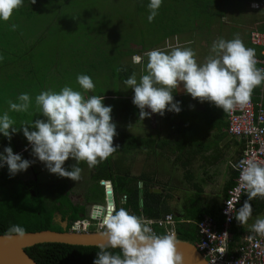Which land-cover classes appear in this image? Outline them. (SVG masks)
I'll use <instances>...</instances> for the list:
<instances>
[{
	"label": "trees",
	"instance_id": "16d2710c",
	"mask_svg": "<svg viewBox=\"0 0 264 264\" xmlns=\"http://www.w3.org/2000/svg\"><path fill=\"white\" fill-rule=\"evenodd\" d=\"M104 2L107 0H36L32 4L31 0H23V6L14 11L9 21L0 20V84H4L0 86L2 94H7L10 100H16L18 93L31 92L38 95L52 88L59 92L65 85L82 91L77 83L78 74L89 75L93 80L96 76L93 70L100 72L104 64H115L110 74L117 82L114 90L106 92L100 89L98 95H103L104 100H117L128 91H133L131 88L126 89L123 81L133 72L139 80L141 69L147 63V57H144L140 66L131 61L126 62L125 59L130 60L132 56H143L149 50L162 48L173 36H179L178 40L182 45L192 41L186 46L196 52L198 63H202L209 55L213 41L217 38L232 39L235 35H239L246 47L254 49L256 56L260 55L259 47L251 43L250 35L253 30L264 32V0H162L158 15L152 22L147 19L150 0H126L127 12L135 9L131 12L133 16L126 11L122 15L121 7L109 9L111 6L108 5L106 8ZM255 2L261 10L251 9L254 19L249 16L232 17L239 25L225 21L229 14L241 16L244 3L249 6ZM13 23L18 25L15 31L10 30ZM34 50L38 52L35 55L32 52ZM12 64L17 65L18 69L21 64L27 65L25 73L28 76L21 78V69V73L16 71L6 74L4 71ZM29 82L35 89L34 92L20 90L26 88ZM84 95L87 98V95L91 96L93 93L90 91ZM178 95L177 88L173 96ZM126 100L130 101L129 98ZM180 102L186 103V100ZM0 103L5 104L4 101ZM123 109H127V106H123ZM136 109L139 112L137 106ZM183 112L185 115H182V120L188 121V117L193 114L196 116L195 113L192 114L195 111ZM206 112L208 117L212 111ZM120 113L125 118L133 117L123 111ZM116 115L112 117L113 120ZM185 130L188 133L190 129ZM116 131L113 143L114 146L119 145V149L126 142L131 144L137 139L124 131ZM25 147H20L16 152H21ZM113 165L110 156L91 168L93 172L90 178L99 186L102 180L114 179L115 193L127 196L122 207L129 213L140 217L143 213L148 219L164 218L167 212L162 214V209H159L160 194L151 193L147 188L143 197L144 204L140 207L138 181L145 182L147 179L133 176L129 172L115 177ZM79 167L82 169L83 166L79 164ZM235 174L237 175L236 170ZM146 185L148 184L145 182L144 187ZM36 186L10 176L0 167V234L16 233L11 230L14 226L23 228L24 232L47 229L62 231L57 222H54L55 212L61 213L63 220L68 219V230L85 218L86 208L84 205L73 204L66 183L51 185L47 191L39 190ZM205 211L201 208L196 212V222L206 216ZM210 216L217 221L213 214ZM222 218L224 219L223 216ZM235 221L236 219L231 229L234 232L231 249L242 241L240 235H236L238 230ZM195 225L181 224L177 229L178 236L196 242L199 239V228ZM151 227L157 234L165 235L164 229L157 223ZM26 251L38 264H93L99 247L42 243L27 248Z\"/></svg>",
	"mask_w": 264,
	"mask_h": 264
},
{
	"label": "clouds",
	"instance_id": "9594fccd",
	"mask_svg": "<svg viewBox=\"0 0 264 264\" xmlns=\"http://www.w3.org/2000/svg\"><path fill=\"white\" fill-rule=\"evenodd\" d=\"M31 3L35 4L36 0H31ZM161 5L162 0H150L147 5L149 22L158 15ZM22 6L23 0H0V20L9 21L14 11ZM17 27L13 23L10 30L15 31ZM191 43H167L164 48L133 56L136 64H142L147 57L139 80L133 72L123 81L126 89L134 91L132 102L139 109V120L143 121L153 113L161 116L166 111L179 113L180 102L173 96L177 88H182L193 99L212 102L223 112H231L237 107L244 108L252 100L253 90L264 84V68L257 67L255 50L246 47L239 35L213 41L209 55L202 63H198L193 48L186 46ZM77 83L82 91L65 85L59 92L46 90L36 95L35 105L43 119L20 126L31 145L32 154L45 164L47 170L75 182L81 179V162L93 168L119 148L113 143L117 131L111 116L112 107L104 105L103 95L85 97L84 93L95 89L89 75L78 74ZM8 105L9 111L28 112L32 99L28 93H21L15 101L9 100ZM14 123L9 112L0 115V133L9 141L18 130ZM30 127L35 130H30ZM69 158L76 161L71 170L64 167ZM32 163L34 161L14 153L10 146L0 153V167L6 164L10 176L26 171ZM239 169L247 199L238 210L235 209L234 214L243 226L252 215L250 201L257 197L264 199V163L244 159L239 162ZM103 226L105 242L98 246L93 264H185L172 235L157 234L150 221L129 213L123 207L117 210L110 205L103 216ZM74 227L79 229L80 223ZM11 230L21 236L24 234V229L19 226ZM251 230L264 235V217H258ZM114 249L119 251H111Z\"/></svg>",
	"mask_w": 264,
	"mask_h": 264
},
{
	"label": "crops",
	"instance_id": "0c3cea01",
	"mask_svg": "<svg viewBox=\"0 0 264 264\" xmlns=\"http://www.w3.org/2000/svg\"><path fill=\"white\" fill-rule=\"evenodd\" d=\"M178 39L179 36H173L171 40L167 41L169 43H177L180 42ZM181 95L186 100V103L180 104L181 111L179 113L166 111L163 116L160 115L159 126H157L158 123L155 124L158 121L153 120V116L148 118V120L145 117L142 121L139 120L138 115L137 120L139 121H128L130 126H128L127 130L116 128V130L124 131L137 137V139L131 144L126 142L123 148H118L111 156L114 162L112 171L115 177L129 172L133 176L147 179V181L145 180L148 184L146 187H144V181H138L141 208L144 204L143 197L144 193H146V188L151 193L160 194L159 209H162V214L167 212V214L174 215L177 235V229L181 224L198 225L199 221L196 222L195 216L196 212L201 208L206 210V216L213 214L217 218L218 225L222 227L224 219L221 216L220 209L227 196L228 188L235 182V166L240 161L243 147L246 145L244 139L230 136L228 132V112H223L222 109L216 107L212 102H200L198 99H193L190 94L184 91H181ZM179 99L181 100L182 98L180 97ZM251 99L256 102H262L264 106V84L253 90ZM207 108L220 111L219 116L221 117L218 120L220 126H213L214 123L208 120V117L205 121L194 122L181 119L182 115H185L184 110L200 113L206 111ZM176 114H180L179 118H177ZM163 118L166 120H163ZM211 127L217 128V132L212 135L218 138L213 148L210 144L201 142L199 137L201 134L202 138L207 135L210 138ZM186 128L190 129L188 133L185 130ZM221 142L226 145V148L234 149L231 151L234 155L227 156L220 150L218 145ZM126 145L127 147H125ZM70 164L73 165L75 163ZM70 164L65 167L70 166ZM110 181L114 187V179ZM68 191L70 199L74 203L84 205L81 200H76V197L71 198V189H68ZM118 194L115 193L118 205L117 210L125 203L126 196L121 195L120 192ZM246 199L247 194L238 209ZM88 201L91 204V196ZM250 203L252 205V215L248 222L242 226L237 220L235 221V227L238 230L236 235H240V241L245 236L254 234L255 232L251 230L252 224L258 217H264V199L257 197L251 200ZM84 207L86 208V205ZM94 208L96 207L94 206ZM141 216L147 221L150 220V222L156 220L148 219L143 213H141ZM219 222H222V224L220 225ZM163 229L165 235H167L168 228ZM231 233L233 236L234 232L231 231ZM199 239L196 242H191L196 244Z\"/></svg>",
	"mask_w": 264,
	"mask_h": 264
},
{
	"label": "rangeland",
	"instance_id": "374dc122",
	"mask_svg": "<svg viewBox=\"0 0 264 264\" xmlns=\"http://www.w3.org/2000/svg\"><path fill=\"white\" fill-rule=\"evenodd\" d=\"M125 1L126 0H107V2H104V4H105L106 8H107L108 5L111 6L109 9H112L114 7H121L122 9L120 8V11H121L122 15H123L124 11H126V13H129L130 16H133L131 12H134L135 9L133 8V9L130 10L129 7H128L129 10L127 12L126 9H127L128 5H125L126 4ZM180 5H181V2H180ZM253 5H255V6H253ZM178 6H179V3H178ZM260 8L261 7L258 6V4L256 2L253 3L252 5H249V6H247V3H244V8L241 10V14H242L241 16H238L237 14H234V15L229 14L225 18V21L229 22L231 24L239 25V23L235 22V20H233L232 17L240 18V17H243V16H249L250 18L254 19L255 17L253 15V11L251 9L261 10ZM259 14H262V12L259 13ZM106 20L108 21V19H106ZM127 26L128 25H126V27ZM214 27H216V26H214ZM212 29H213V27H212ZM202 42L204 43V41H202ZM167 43H169V41H167L166 44ZM164 47H162V48H164ZM32 52H33V55L38 53L36 50H34ZM132 58H133V56H132ZM125 61L126 62L127 61L128 62L131 61L133 63L132 59H130V60L125 59ZM134 64L137 65V66L141 65V64H136V63H134ZM21 65L22 66H20L19 68L21 69L22 73L20 72V69H18L17 65H15V64L9 65L8 69L10 71L7 69L4 72L7 74V73H10V72H14L15 73L16 71H18V72L21 73V78H25L26 76H28L25 73L27 65L26 66L23 65V64H21ZM114 66H115V64H111V65L110 64H104L102 66V70L100 72H99V70H97V71L93 70L94 74L96 75V76L93 77V81H94V84H95V89L93 91H91L93 93V95H98V92H99L100 89H102L101 91H106V92H107V90H110V89L114 90L113 89L114 84H116L117 82L114 80V76L110 75L111 74V70L113 69ZM108 70H110V71H108ZM28 80H30V79L28 78ZM30 85L31 84L29 82L26 85V88H24V89L22 88L20 90H29V91H33L34 92L35 89L33 88L32 85L31 86ZM98 85L100 87H97ZM0 86H4V84L1 83ZM75 88H77V86H75ZM61 89H59V91ZM51 90L55 91L54 88H52ZM178 90H179V95L176 96V97L174 96V100L180 102L184 98L181 95V91H183V90H182V88H178ZM26 93H28L30 95V97L32 99V105H31V107H30L28 112L17 113V112L9 111V105H8V101L10 100L9 96H7V94H2V92L0 91V94H2V95H0V101H4L5 102V104H1L0 103V115H2L6 111L9 112L10 117L15 121L13 126L18 129L16 133L12 134V138H11L10 141H9V139L7 137L3 136L2 133H0V153L3 152V150H4V148L6 146H10L13 149L14 153H17L16 151L20 147L26 146L25 150H27V149L28 150L26 152H19L18 154H20L23 159H28L30 161H34V163H32V164H38V163L41 164V161H39V159L32 154L31 145L27 141L26 137L23 134L22 129L20 128V126L23 123L31 122L32 120H35V119H43L42 115L39 114V110L37 109V107L35 105V96H36L35 94L36 93L35 94H32L31 92L30 93L26 92ZM133 94H134V91H128V93L126 95L121 96L117 100H104L103 101L105 106H111L112 107V112H111V116L112 117H114L117 114L115 119L114 120L112 119V120L116 124V128H118V129L127 130L128 126H130V123L128 122L129 120H131L133 122L139 121V120H137V116L139 115V112L136 109V106L132 102L133 96H134ZM18 95H19V93L17 94V96ZM89 95H87V97H89ZM180 97L182 98L181 100L179 99ZM128 98H129L130 101L126 100ZM12 101H15V100H12ZM124 102H127V103H124ZM123 104H126V105H123ZM180 104H182V103L180 102ZM123 106H127V109H123ZM114 110H117V112L115 113ZM208 110L212 111L211 114L208 116V120H209V117H210L211 122L214 123L213 126H215V127L217 125L220 126V124L218 123V120L221 117V116H219L220 111L219 110H214L213 108H207L206 111H208ZM121 111H123L124 113H126L129 116L132 115L133 117L132 118H125L124 115L122 113H120ZM148 111H150V110H148ZM206 111H202L200 113L192 112V114L195 113L196 116H193L194 114L189 116L188 117V121H205L206 118H207V112ZM151 116H153V120H157L158 121V122H155V124L158 123L157 126H159L160 125L159 121L161 120L160 119V115L153 113ZM151 116L147 117V120H148V118H151ZM176 116H177V118H179L180 114H176ZM170 117L174 119L173 116L170 115ZM163 120H166V119L163 118ZM215 127L214 128L211 127L212 130L210 132V138H208V135L205 138H202L201 134L199 135L201 142H204L206 144H210L212 148L215 146L216 142L218 141V138H216L215 135L214 136L212 135L213 133L217 132V128H215ZM30 130H35V129L30 127ZM228 137H229V135H228ZM227 139H230V138H227ZM218 148L220 150H222L227 156L234 155L231 152L234 149L232 150V148H226V145L223 142H221V144L218 145ZM242 156L243 155L241 154V158H242ZM70 163H76V162H75V160L73 158H69L65 162L64 167L67 166ZM80 165L83 166L82 167L83 169H82V173H81V179L79 181V186H77L78 190L75 193H72V194L74 195V197L77 196V195H80V194L83 197V194H82L83 193V189H86V191L84 190L85 191L84 192L85 196L90 195L94 202L103 201V199H104V191H103L102 186L101 185L99 186V185L95 184V182H93V179L90 178V174H92L93 169L89 168L86 162H81ZM71 166H72V164H70V166L68 168L71 169ZM6 167H7V165H6ZM69 169H67V170H69ZM8 173H9V171H8ZM30 173H31V171L27 169L26 171H21V172L17 173L18 175L16 174V176H19V177L23 178L24 180L25 179L27 180L31 176ZM25 174H26V176H24ZM43 174L45 176V177H43V180L45 182L42 181L40 183L41 184V189L44 190V191H47L49 186L54 185V184H49L50 181L52 182V178L51 177L52 176L58 177V176L56 174H52V176H51V174H47V173H44V172H43ZM31 177H35V175H32ZM55 179L56 178L53 177V181ZM35 182L38 183L37 180H35ZM57 182H55V184ZM60 182L63 183V184L64 183H68V182L72 183L71 179H69V178H64ZM100 184H101V182H100ZM227 194H228V191H227ZM81 202L84 205H86V210L87 211H93L94 210L93 209L94 205L92 203L90 204V202L88 200L83 198V199H81ZM92 215H93L92 212L86 213V217L79 222L81 230L85 229L86 225L91 226L90 230H97L99 226L101 228H104L103 222H100V220H98L96 218L92 219ZM155 221L150 222V224L151 223H155Z\"/></svg>",
	"mask_w": 264,
	"mask_h": 264
},
{
	"label": "built area",
	"instance_id": "2783aa9c",
	"mask_svg": "<svg viewBox=\"0 0 264 264\" xmlns=\"http://www.w3.org/2000/svg\"><path fill=\"white\" fill-rule=\"evenodd\" d=\"M250 40L261 51V55L256 56L257 67L264 68V32L253 30ZM227 119L229 134L246 140L241 160L255 159L264 163V106L262 102L250 100L244 108L237 107L228 112ZM239 162L235 166L237 171L235 182L228 190L221 207L220 213L224 217L222 227L212 216H205L198 223L200 239L195 245L210 264H264V235L257 233L247 235L231 249L234 211L238 209L247 194L241 186ZM174 218L173 214H167L164 218L156 220L155 224L157 223L162 228L167 227V234L173 236L176 233Z\"/></svg>",
	"mask_w": 264,
	"mask_h": 264
},
{
	"label": "water",
	"instance_id": "95a60500",
	"mask_svg": "<svg viewBox=\"0 0 264 264\" xmlns=\"http://www.w3.org/2000/svg\"><path fill=\"white\" fill-rule=\"evenodd\" d=\"M101 185L105 187V204H100L95 209V217L103 222V216L109 206L117 208L114 187L112 182L102 180ZM99 213V216L96 214ZM68 222L62 224V231L41 230L24 232L21 236L18 233L0 234V264H38L26 251L27 248L42 243H62L79 246H99L105 242L102 235L104 228L98 227L97 230H90V226L81 230L74 226L68 230ZM171 235V234H167ZM176 242L177 251L184 256L185 264H210L209 261L198 250L197 246L190 240L181 239L176 233L173 234Z\"/></svg>",
	"mask_w": 264,
	"mask_h": 264
},
{
	"label": "flooded vegetation",
	"instance_id": "af4514ba",
	"mask_svg": "<svg viewBox=\"0 0 264 264\" xmlns=\"http://www.w3.org/2000/svg\"><path fill=\"white\" fill-rule=\"evenodd\" d=\"M27 150H25V149H23L22 150V152H26ZM17 153H19V152H17ZM69 167V166H68ZM68 167H65V168H68ZM1 168H3L5 171H6V173L7 174H9L8 173V168L6 167V164L3 166V167H1ZM28 170H30L31 171V173H30V175L32 176V175H35V177H31L30 176V178L29 179H23V178H21V177H19V176H16V174L13 176L14 178L16 177V178H18V179H22V181L23 182H27V183H33L34 184V186L35 185H37L36 186V188L37 189H39V190H41V182L43 181V182H45L44 180H43V177H45L44 176V174H43V172L44 173H47V174H51L48 170H47V168H46V166H45V164L43 163V162H41V164L40 163H38V164H32L29 168H28ZM69 170H71V169H69ZM10 175V174H9ZM18 175V174H17ZM24 176H26V174L24 175ZM51 176H52V174H51ZM50 176V177H51ZM53 177H55L56 179L53 181ZM52 178V182L50 181V183H54L55 184V182H57L58 180V182L57 183H61L60 181L62 180V179H64V178H62V177H56V176H52L51 177ZM35 180H37L38 181V183L37 182H35ZM80 181V180H79ZM79 181H77V182H75V181H73V180H71V182L72 183H70V182H68V183H66L67 185H68V189H71V194L72 193H75L77 190H78V187L77 186H79ZM56 183V184H57ZM62 184V183H61ZM77 187V188H76ZM86 191V189H83V197L85 198V199H88L89 200V196H85L84 195V192ZM103 191H104V199H103V201H99V202H94L93 200L91 201V203L92 204H95L94 206L96 207L95 209H98L100 206V204L102 205V204H105V190L103 189ZM73 195V194H72ZM81 195V194H80ZM80 195H77V196H75L76 197V200H81L83 197H82V195L80 196ZM69 196H70V193H69ZM74 198V195L73 196H71V198ZM71 201H72V199H71ZM73 202V201H72ZM90 202V201H89ZM73 204H76V203H74L73 202ZM83 204V203H82ZM98 207V208H97ZM89 212H92V213H94V210L93 211H87L86 210V212H85V214H84V216L86 217V213H89ZM56 214H55V216H54V222H57V226L58 227H61L62 228V224H65V222L67 221L68 222V219L66 218V219H64L63 220V218H62V214L61 213H59V212H55ZM93 216V215H92ZM96 216H99V213L98 214H96ZM68 228V227H67ZM90 228H91V226H90ZM63 229V228H62ZM72 229V228H71Z\"/></svg>",
	"mask_w": 264,
	"mask_h": 264
}]
</instances>
